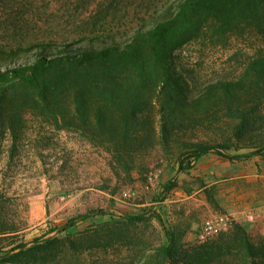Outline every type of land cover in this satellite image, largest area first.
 Masks as SVG:
<instances>
[{
  "label": "rangeland",
  "instance_id": "rangeland-1",
  "mask_svg": "<svg viewBox=\"0 0 264 264\" xmlns=\"http://www.w3.org/2000/svg\"><path fill=\"white\" fill-rule=\"evenodd\" d=\"M180 1L0 0V47L43 39L123 40L166 10H176ZM207 33L179 50L192 94L210 82L238 77L252 57L264 53V39L256 31ZM25 118L18 138L0 136V196L7 204L0 230L9 223L20 229L0 237L1 250L22 238L58 237L40 264H253L232 239L238 223L259 250L255 260L264 261V155L230 160L211 152L180 170L177 148L167 153L156 145L145 170L129 176L104 144L58 129L34 111ZM232 120L224 109L196 113L186 122L187 137L212 143L231 138L230 154L251 150L237 149L242 143ZM254 130L264 134V123L258 121ZM169 181L177 185L164 196ZM205 186L214 188L219 208L208 200ZM129 190L135 194L125 197ZM81 215L89 217L66 228ZM220 215L230 216L232 225L201 241L205 221ZM168 232L176 237L173 258L162 253ZM7 264L39 263L18 257Z\"/></svg>",
  "mask_w": 264,
  "mask_h": 264
},
{
  "label": "trees",
  "instance_id": "trees-1",
  "mask_svg": "<svg viewBox=\"0 0 264 264\" xmlns=\"http://www.w3.org/2000/svg\"><path fill=\"white\" fill-rule=\"evenodd\" d=\"M247 30L264 39V0H181L176 10H166L119 41L43 39L0 47V136L18 138L25 114L34 111L58 129L107 146L129 176L145 170L146 156L156 145L167 153L177 148L180 170L211 152L230 160L264 155V134H253L255 124L264 123V53L252 57L238 77L210 82L196 94L185 76L188 70L179 62V50L202 34L227 36ZM212 109H224L233 119L232 131L242 143L237 149L251 150L230 154L231 138L212 143L187 137L186 122ZM176 185L164 184V196ZM205 191L219 208L214 188L205 186ZM6 210L0 196V214ZM88 217L71 219L66 228ZM18 230L17 224L9 223L0 237ZM232 232L237 251L253 264H264L255 260L259 250L244 227L236 223ZM168 236L162 253L173 258L178 252L176 237L173 232ZM41 240L22 238L10 250L0 249V264L18 257L40 264L60 242L58 237ZM73 241L69 239L76 247Z\"/></svg>",
  "mask_w": 264,
  "mask_h": 264
},
{
  "label": "built area",
  "instance_id": "built-area-1",
  "mask_svg": "<svg viewBox=\"0 0 264 264\" xmlns=\"http://www.w3.org/2000/svg\"><path fill=\"white\" fill-rule=\"evenodd\" d=\"M135 192L124 191L125 197H131ZM232 225V219L228 215H220L215 218L206 220L199 232V239L206 241L210 236L215 235L223 230H227Z\"/></svg>",
  "mask_w": 264,
  "mask_h": 264
}]
</instances>
